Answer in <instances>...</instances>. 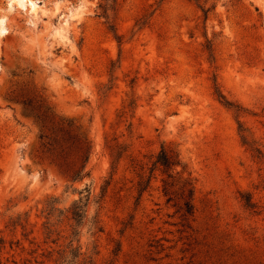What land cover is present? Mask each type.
Here are the masks:
<instances>
[{
    "label": "rangeland",
    "instance_id": "rangeland-1",
    "mask_svg": "<svg viewBox=\"0 0 264 264\" xmlns=\"http://www.w3.org/2000/svg\"><path fill=\"white\" fill-rule=\"evenodd\" d=\"M24 1L0 0L1 264H264V0Z\"/></svg>",
    "mask_w": 264,
    "mask_h": 264
},
{
    "label": "trees",
    "instance_id": "trees-1",
    "mask_svg": "<svg viewBox=\"0 0 264 264\" xmlns=\"http://www.w3.org/2000/svg\"><path fill=\"white\" fill-rule=\"evenodd\" d=\"M157 165H161L163 166L164 168L166 169H169L171 166L174 165V162L172 161V159L164 152H162L160 154V156L158 157V160L156 161V163L154 164V166L156 167ZM251 205V204H250ZM252 206V205H251ZM186 209H187V213L189 214H192L193 213V206L191 203H187L186 204ZM81 211L80 210H75L73 213H74V216L76 218H80L81 217ZM1 244V242H0ZM1 264V262H0Z\"/></svg>",
    "mask_w": 264,
    "mask_h": 264
},
{
    "label": "bare ground",
    "instance_id": "bare-ground-1",
    "mask_svg": "<svg viewBox=\"0 0 264 264\" xmlns=\"http://www.w3.org/2000/svg\"><path fill=\"white\" fill-rule=\"evenodd\" d=\"M10 1L12 2L11 4L13 5V4H15V2H18V3L20 4V3H21L22 1H24V0H10ZM25 2L27 3V1H24V3H25ZM24 3L22 2V4H24ZM33 3H34V2H33ZM16 4H17V3H16ZM19 4L17 5L18 7H19ZM12 5H10V6H12ZM29 5H30V4H29ZM32 5H33V4H31L30 6L33 7ZM34 7H35V6H34ZM21 8H22V6H21ZM31 9H32V8H31ZM31 9H30V10H31ZM33 9H34V8H33ZM32 11H33V10H32ZM4 20H5V18H1V19H0V23H2V26L4 25V24H3ZM2 26H1V29H3ZM4 29H5V27H4ZM1 31H2V30H1ZM59 31H60V30H59ZM59 31H57V32H59ZM0 33H1V32H0ZM2 33L4 34V32H2ZM3 34H2V36H3ZM59 34L62 36L61 33H59ZM2 36H1V37H2ZM4 37H5V36H4ZM61 39H62V38H61Z\"/></svg>",
    "mask_w": 264,
    "mask_h": 264
}]
</instances>
